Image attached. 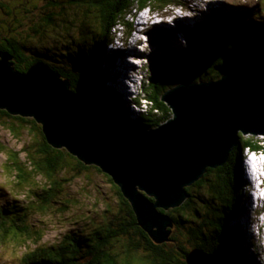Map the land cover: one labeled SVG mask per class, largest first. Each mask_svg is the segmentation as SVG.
Returning a JSON list of instances; mask_svg holds the SVG:
<instances>
[{
    "label": "trees",
    "instance_id": "trees-1",
    "mask_svg": "<svg viewBox=\"0 0 264 264\" xmlns=\"http://www.w3.org/2000/svg\"><path fill=\"white\" fill-rule=\"evenodd\" d=\"M6 1L0 2L2 12H5ZM64 1L62 4L49 1L48 6L52 3L58 8V5L69 4L79 10L88 6L95 11L99 31L93 33V46L89 54L82 56L81 53L80 56L84 61H91L89 68L85 66L79 69L72 64V70H65L63 66L55 65L56 61L51 57L53 51L57 49L60 53L66 52L72 46L68 37L75 36L63 33L61 25L68 23L70 18L59 8H52L51 15L47 12L40 14L38 21L31 26L28 36L22 31L17 33L11 29H8L7 36L0 34V54L7 55L13 68L22 75L27 74L34 65L42 63L59 74L63 80H68L73 92L89 90L96 101L109 112L127 115L129 112L119 92L107 87V82L115 81L112 73L114 68L108 67L106 75L101 60L104 58L107 44L113 39L111 30L116 24L121 23L130 31L131 23L125 20L126 16L144 8L159 9L160 13L165 12L167 15L172 3L176 6L181 3L180 7L187 9L186 3L183 0ZM224 1L226 9L214 10L211 17L204 16L195 37L190 35L189 31L196 25L192 28L180 27L187 38L182 47L174 48L170 45L168 39L171 35L166 33L165 35L163 31L155 28L150 29L153 40L164 34L163 41L167 43H163L166 53L154 56L155 62L148 69L149 80L141 87L144 96L151 102V111L146 115H140L138 119L150 125L141 130L157 128L170 119L163 118L152 124L148 120L153 112L165 111L166 115L171 116L170 109L161 102V98L173 88L217 81L225 73L264 74V0H253L252 5L246 4L249 0ZM39 3H33L35 4L33 11H37ZM8 16H12V13H5L3 17ZM3 23V19H0V24ZM48 26H60L59 34L62 35V41L55 42L56 40L44 36L46 33L44 29ZM18 30L23 29L19 26ZM51 32L55 33L56 28ZM36 41L52 44L55 42V46L38 47L35 45ZM66 56L73 61L72 55L68 52ZM51 60L54 64H50ZM84 70L87 72L86 76L83 75ZM135 102L139 103V99L137 98ZM141 121L134 125L141 124ZM0 125L16 139L21 137L22 132L30 136L29 142L25 143L26 148L21 151L25 154L24 161L20 158L21 152L7 149L1 143L0 154L5 155V166L8 170L11 169L23 190L30 192L31 198L43 202L38 209L54 203L57 196L64 191L63 187L71 183L70 179L73 176L88 173L90 170L101 172L95 167L76 162L75 158L63 150H55L48 146L41 126L33 119L13 117L0 110ZM31 141L33 154L29 151ZM246 147L261 149L254 138L239 135L237 146L230 152L225 167L208 170L202 180L187 188L188 198L179 208L161 211L173 221V230L180 235L185 231L189 250L176 240L173 233L170 241L162 245L155 244L138 226L130 203L108 178L116 190L121 217L117 218L114 224L108 223L104 228L84 236L65 235L62 238L64 241L62 240L56 247L40 248L26 254L22 264H186L182 251L189 252L194 248L212 253L220 258L222 264H258L257 256L251 252L244 236V226L240 222L234 227L231 226L242 211L246 210L243 190L247 181L242 169ZM66 159H73L76 162L72 169ZM67 173L69 179H66ZM211 175L214 176L213 180L210 178ZM38 178L44 182L41 187L37 186ZM197 203H201L203 209H200ZM26 212L28 211L23 209L13 211L0 206V233L5 236L12 235L16 240L29 239L33 234V227L29 224V215ZM9 222L12 225H9ZM116 242L123 243L120 254L113 250ZM170 243L174 244L171 246Z\"/></svg>",
    "mask_w": 264,
    "mask_h": 264
},
{
    "label": "water",
    "instance_id": "water-1",
    "mask_svg": "<svg viewBox=\"0 0 264 264\" xmlns=\"http://www.w3.org/2000/svg\"><path fill=\"white\" fill-rule=\"evenodd\" d=\"M161 102L173 119L142 132L89 90L71 92L69 82L41 64L22 75L0 54V110L33 119L52 149H65L110 177L157 245L170 241L174 227L161 211L179 208L187 188L208 170L225 167L239 135L264 137V74L237 72L181 85ZM182 254L186 264H222L199 248Z\"/></svg>",
    "mask_w": 264,
    "mask_h": 264
},
{
    "label": "rangeland",
    "instance_id": "rangeland-1",
    "mask_svg": "<svg viewBox=\"0 0 264 264\" xmlns=\"http://www.w3.org/2000/svg\"><path fill=\"white\" fill-rule=\"evenodd\" d=\"M5 0H0V2H4ZM49 1L51 2H61L64 3V0H14L13 2H9L8 0L5 2V8L4 11H1L0 7V19H3V24H0V34H3V36L8 35V29L15 30V32H20L26 34L28 36L29 31L31 29V26L38 21V18L40 14H43L47 12V14L53 13L52 8H57V6H53L52 3L50 6H48ZM185 0H183L184 2ZM213 0H197L196 2H191L187 5V11L184 12V16L180 15V20L182 23L186 24V22H197V24H200V20L203 15H211L213 14L214 10L217 9H224V6L221 3V0H216L215 2H212ZM228 1V0H227ZM231 1V0H229ZM246 1L247 0H242ZM253 0H249L246 4L252 5ZM40 2V3H39ZM38 5L37 11H33L32 9L35 7V4ZM45 3V4H44ZM211 4V6H210ZM216 4H219L218 7H215ZM8 6V7H7ZM181 6V3L177 7L173 3L168 8V13L173 14V17L170 18H163L162 14L159 12V9L151 10V11H136L134 13H131V16L127 17L132 20H140L141 18L151 16V21L149 22L150 27H147L145 29L146 36L144 38V42L146 43V40H148V37L150 38L149 42L144 45L145 48L149 49V44L153 41L150 37L149 33L152 32L150 29L151 27L157 29L158 31H163L164 34L170 31L171 28H173V23L171 22V19H177L176 14L181 12L179 7ZM58 8L60 11H62L64 14L69 16V21L65 25H61V29L63 33L66 35L73 36V38L68 37V41L72 44L66 52H59V50L56 49L53 51L52 59L56 61L55 65L63 66L65 70H72V64L75 65L77 68L81 69L83 66H85L87 63L90 64L89 61L86 62H79L81 60V53L82 56H87L92 49L93 46V39H94V32L99 31V24L97 23V20L95 18V11L93 8H90L88 6L84 7L83 9H77L76 6H72L69 4H65L63 6H59ZM57 8V9H58ZM209 8V9H208ZM208 9V10H206ZM212 10V12H210ZM11 12L12 16L3 17L5 13ZM264 16V15H263ZM126 19V18H125ZM194 24V23H193ZM81 25V26H80ZM19 26H21V29L18 30ZM53 28H56V32L58 33L55 35V33H52L51 30ZM60 26L57 27H45L44 36L46 38H51L57 41H62V35H60ZM179 28L173 30L169 35H173L174 38L177 36L182 41H187V38L185 37V34H181L178 30ZM43 31V32H44ZM199 31V25H196L193 30L189 31L190 35H193L194 37L197 35ZM118 33H120L119 36L122 35V33H126L128 37H131L130 32L127 30L126 27H119ZM10 34V33H9ZM161 37H155L154 40L156 44L158 45V52L154 56L158 57L159 55H164L165 47L163 43H167L163 41V35ZM57 37V39H56ZM113 37V32H112ZM134 37V35H132ZM53 41V40H51ZM135 42V40H133ZM52 42H39L36 41L35 45L38 47H44L47 45H54ZM134 42L130 46L132 49H139L138 47H134ZM168 42L173 43L172 46L176 48L179 45V41L177 38L174 39H168ZM41 43V44H40ZM31 45V44H30ZM34 46V45H33ZM59 47H61L59 45ZM128 47V45L126 46ZM182 47V46H181ZM186 47V45H185ZM52 49V48H51ZM67 52L72 55L73 61L71 62L70 58L67 59ZM147 53L149 50L146 51ZM176 53L175 51H173ZM152 53V50L150 49V52L148 54ZM126 54V53H125ZM142 55V56H141ZM65 56V57H64ZM139 58H142L145 56L142 53H139L137 55ZM154 56L152 58V64L155 62ZM79 63V64H78ZM50 64H54V62L51 60ZM116 66V65H115ZM121 73V74H120ZM256 74V73H255ZM83 75L86 76L87 72L86 70L83 71ZM122 75V69L121 66L114 67V77L116 78L118 76ZM122 80V79H121ZM121 83H119V86ZM108 87V84H107ZM136 95L137 92H134ZM147 95V94H146ZM139 97L142 96V93L139 92L137 95ZM124 101V99H123ZM150 108V106H149ZM134 112V111H133ZM149 113V112H147ZM137 115V114H135ZM133 116V119H136V116ZM170 118L173 119V116H170L169 114L166 115L165 111L160 112H153L152 116L149 117L152 123H156L161 121L163 118ZM37 124V123H36ZM38 125V124H37ZM145 125H150V123H145ZM40 126V125H39ZM252 137V136H247ZM254 138L255 143L261 147L260 150L264 154V137H252ZM30 140V136H28L26 133L22 132L21 137L19 139L14 138L11 133L6 130L5 128H2L0 125V143L5 146L7 149H10L12 151H15L17 153H20L23 148H26L25 143H28ZM32 142L30 143V153L33 154V148H32ZM251 150H254L250 147H246L244 149V153L247 151V156L249 158L251 155L249 152ZM64 151V150H63ZM22 153V152H21ZM255 155L257 158L256 167L258 169V175L261 176L262 174V168L264 166V155ZM25 154L22 153L20 158L22 161L25 160ZM66 162L70 164V169L73 168L74 164L76 162L74 160L66 159ZM6 163V157L4 154H0V206L5 209H10L13 211L23 209L24 211H28L29 215V224L32 225L33 234L29 239H19L16 240L12 235H3L0 233V264H22V261L26 254L32 253L34 251H37L40 248H46V247H56L58 246L65 235H75V236H84L89 233H92L95 230H100L101 228H104L105 225H108V223H115L117 218L121 217V214L119 212L118 207V197L116 194V190L112 187V185L109 183L108 178L102 174L101 172L90 170L88 173L82 174V175H76L73 176L70 180L71 183L65 185L63 187V192L60 194V196H57V198L54 200L55 202L52 203L49 207H45L42 209H38L43 203L41 200L36 198H31L30 192H25L19 184L15 176L13 175L12 171L8 170V168L5 166ZM244 162L242 161V165L244 167ZM263 165V166H262ZM244 167V176L246 180H251V174L245 170ZM260 169V170H259ZM69 170V168L67 169ZM66 170V171H67ZM231 170V169H230ZM210 178L212 180L214 179V176L211 175ZM66 179H69V174H66ZM245 180V179H244ZM37 186L41 187L43 186V181L38 178L36 180ZM35 187V186H32ZM262 188H264V175L262 179ZM261 188H258V190ZM244 194H245V202L247 204L248 195L245 192L244 187ZM264 192V191H263ZM197 206L200 209L202 208L201 203H197ZM250 206V204H249ZM244 207V206H242ZM256 208V205H254ZM245 208V207H244ZM253 207H248V210L243 211V214H241V217L239 216L238 219H240V223L242 226L245 227L249 223H246L245 220H243L244 216L246 218L249 217V212L252 213ZM263 210L260 209V212ZM254 217V215H253ZM264 219V215L261 216ZM9 225H12L11 222L8 223ZM237 222L233 221V224L231 226H236ZM18 225V223L16 224ZM15 225V226H16ZM246 230V231H245ZM244 236L247 240V243H249V248L253 255L258 256V253L260 251L262 252V256L264 257V249L263 244H261V239L264 240V230L260 232V234L254 230V233L251 236V231L249 230V227L245 228ZM257 232V233H256ZM172 233L176 237V240L181 243L183 246L187 247L189 250V245L187 244L188 237L185 234V231H182L183 234H178L176 230L172 229ZM258 234V235H257ZM261 235V236H260ZM175 242V241H174ZM174 243H170L172 246ZM123 243L116 242L114 244V252L120 254L122 252ZM259 260V259H258ZM261 264H264V260L261 261Z\"/></svg>",
    "mask_w": 264,
    "mask_h": 264
},
{
    "label": "clouds",
    "instance_id": "clouds-1",
    "mask_svg": "<svg viewBox=\"0 0 264 264\" xmlns=\"http://www.w3.org/2000/svg\"><path fill=\"white\" fill-rule=\"evenodd\" d=\"M216 0H213L212 2H215ZM225 2V1H224ZM221 3L223 4V0H221ZM210 6H211V4H210ZM223 6H224V4H223ZM185 9V8H184ZM140 11H144V12H146V11H151V9L150 8H144V9H142V10H140ZM219 11V10H218ZM168 12V11H167ZM210 12H212V10H210ZM134 13V12H133ZM172 13V12H171ZM162 14V16H168L170 13H168L167 15H166V13L164 12V13H161ZM178 14H180V12L178 13ZM178 14H176V16H178ZM181 15H183V14H181ZM208 15V14H207ZM207 15H203L202 16V18L204 17V16H207ZM129 16H131V14H129V15H127L126 16V21H128L129 23H131V28H132V24L136 21V20H132V19H129V18H127V17H129ZM208 16H210V15H208ZM146 18V19H145ZM138 21V20H137ZM139 21H141V22H143V23H145V26H144V29H146L147 27H150V25H149V22L151 21V16H147V17H144V18H141ZM172 23H173V28H171V30L173 31L174 29H175V27L176 26H180V24L182 25V26H191V25H193V23L194 24H196L197 25V23L196 22H192V21H190V22H186V24H184V23H182V21L180 20V17H178L177 19H175L174 21H171ZM199 25V24H198ZM119 27H125L123 24H121V23H118V24H116L115 26H114V28L111 30L112 32H113V39L111 40V42L110 43H108L107 44V46H106V48H105V53H104V58L103 59H101L102 60V64H103V67H104V70H105V72H106V75H107V72H108V67H110L111 66V69H113L114 68V63H115V65L118 67V65H120L122 62L126 65V66H128L129 64L127 63V61H125V59L126 58H128L127 56V54L128 53H126V52H128L127 51V49L126 48H124V43H125V39H123V38H125V36L123 37V38H121V37H119V34H117L118 33V29H119ZM151 29H153V27H151ZM172 31H170V32H168L167 31V33L166 34H169V33H171ZM130 33H131V30L129 31ZM123 34V33H122ZM126 34V33H125ZM165 34V35H166ZM127 35V34H126ZM171 38L172 39H174V41H175V38H174V36L172 35L171 36ZM170 38V39H171ZM120 47H118V46ZM179 45H182L180 42H179ZM117 46V47H116ZM113 49V53H110L111 51H109V50H112ZM159 49H158V45H157V51H158ZM126 53V54H125ZM143 59H146L145 58V56L143 57ZM73 60V59H72ZM151 60V59H150ZM79 62H86V61H84V60H80ZM39 64H41V65H43L42 63H39ZM79 64V63H78ZM151 64H152V60L150 61V63H149V66L148 67H146L145 68V76H146V79H145V81H147L148 82V80H149V72H148V69L150 68V66H151ZM37 65V64H36ZM89 65H91V63L89 64V63H87L85 66L87 67V68H89L88 66ZM35 66V65H34ZM33 66V67H34ZM43 66H45V65H43ZM85 66H83V67H85ZM115 66V67H116ZM32 67V68H33ZM46 67V66H45ZM74 67H76V66H74ZM48 68V67H47ZM48 69H50V68H48ZM51 70V69H50ZM53 71V70H52ZM54 72V71H53ZM144 72V71H143ZM55 73V72H54ZM237 73V72H236ZM57 74V73H56ZM225 74H228V73H225ZM224 74V75H225ZM59 75V74H58ZM60 76V75H59ZM126 77L124 76V74L123 75H121V79H122V83H121V85L120 86H114V85H111L109 82H107V84H108V87H110V88H112V89H114V90H116L117 92H119V94L121 95V98H122V100L124 99V105L126 106V108H127V111L129 112L127 115H124L125 116V118L131 123V124H133L134 125V123H137V122H139V121H141V120H138V119H140V115H146L147 114V112H149V111H151L150 109L151 108H149V106L151 107V102L147 99V96H144V94H143V89L142 88H140L143 84H145V81L143 82V81H140V80H138V82H139V84H133V87L134 88H131V87H127L126 85H125V79ZM60 79L62 80V81H64V82H69L68 80H63L61 77H60ZM70 83V82H69ZM142 89V90H141ZM70 90H71V87H70ZM137 92V94L136 95H134L135 93L134 92ZM71 92H73V90H71ZM139 92H141L142 93V96L141 97H139V96H137L138 94H139ZM75 93V92H74ZM139 99V103H136L135 101H136V99ZM134 111V112H133ZM171 111V110H170ZM7 113V112H6ZM112 113V112H111ZM114 113H119V112H114ZM8 114V113H7ZM135 114H137V115H135ZM171 114H172V112H171ZM136 116V119H133V116ZM128 116V117H127ZM13 117H18V116H13ZM129 118V119H128ZM27 119V118H26ZM148 120H150V119H148ZM151 121V120H150ZM164 124H161L159 127H161V126H163ZM134 126H136V127H138V128H140V129H142V128H146L145 126V124L141 121V124H139V125H134ZM159 127H157V128H159ZM157 128H153V129H150V130H154V129H157ZM148 129V128H147ZM42 130V129H41ZM44 136V135H43ZM45 139V138H44ZM46 141V140H45ZM47 143V142H46ZM49 146V145H48ZM61 150H64L67 154H69L68 152H67V150H65V149H61ZM251 158L253 159L254 157H255V155H262L263 153L261 152V151H256V150H251ZM246 153H247V151H246ZM70 155V154H69ZM264 155V154H263ZM71 157H73L72 155H70ZM73 158H75V157H73ZM73 160V159H72ZM75 160H76V162H79L78 161V159H76L75 158ZM243 162H244V160H243ZM81 163V162H80ZM244 164V167H245V163H243ZM96 168V167H95ZM98 169V168H97ZM102 173V172H101ZM103 174V173H102ZM105 175V174H104ZM263 175H264V166H263V168H262V174H261V176H260V179H263ZM107 178H110V177H108L107 175H105ZM111 179V178H110ZM112 181V180H111ZM247 181V180H246ZM113 183V182H112ZM114 184V183H113ZM249 184V183H248ZM115 185V184H114ZM116 186V185H115ZM117 187V186H116ZM250 188H251V190L253 189V187L252 186H249ZM246 188V187H245ZM246 190V189H245ZM248 197V196H247ZM248 199L249 200H247V204H246V210H248V207H249V204H250V200H251V197L249 198L248 197ZM258 203H261L260 205H261V207H259V209L257 208V210H256V212H253L252 211V213L251 212H249V217L248 218H246V216H244V218H243V220H246V219H252L253 221H254V224L255 225H252V224H249V225H245V227H244V229L245 228H247V227H249V230H250V228L252 229V231H251V233H250V235L249 236H251L252 237V235H253V233H254V230H256L259 234H260V232L262 231V230H264V219L261 217V216H263L264 215V195H263V197L261 198V200H260V202H258ZM263 208V210L260 212V209H262ZM165 212V211H164ZM243 212V211H242ZM27 213V212H26ZM241 214H243V213H241ZM253 215H254V217H253ZM240 217H241V215H240ZM243 217V216H242ZM241 217V218H242ZM236 222H240V219H237V220H235ZM247 223V222H246ZM173 229H174V227H173ZM256 232V233H257ZM258 235V234H257ZM261 236V235H260ZM264 243V240H262L261 239V244H263ZM263 249H264V244H263V247H262ZM262 252L263 251H260L259 253H258V256H257V261H258V264H261V261H263L264 260V257L262 256ZM259 259V260H258Z\"/></svg>",
    "mask_w": 264,
    "mask_h": 264
},
{
    "label": "bare ground",
    "instance_id": "bare-ground-1",
    "mask_svg": "<svg viewBox=\"0 0 264 264\" xmlns=\"http://www.w3.org/2000/svg\"><path fill=\"white\" fill-rule=\"evenodd\" d=\"M192 0H185L184 1V3H186V4H190V2H191ZM195 1H197V0H195ZM219 6V4H216V6L215 7H218ZM178 7V6H177ZM220 7V6H219ZM179 9L180 10H182V8L181 7H179ZM224 9H226V7L224 8ZM217 10H220V9H217ZM222 10V9H221ZM184 16V15H183ZM202 21V18H201V20H200V22ZM197 23V22H196ZM196 24H193V25H191V26H182L181 24H180V26H176L175 27V31H176V29L177 28H179L178 30H179V32L181 33V34H183L184 32V30H181L180 29V27H185V28H192V27H194ZM152 30V29H151ZM146 33L147 32H145L144 33V35L146 36ZM175 38H177V40L183 45V43L185 42V41H182L181 39H179L177 36L175 37ZM146 42H147V40H146ZM171 45L173 46L174 44L173 43H171ZM181 45V46H182ZM175 47V46H174ZM177 47H179V46H177ZM150 52V51H149ZM148 52V53H149ZM126 53H130V52H126ZM142 56V55H141ZM124 63H121V69H122V75L124 74V71H125V68L124 67H122V65H123ZM114 67H115V63H114ZM117 67V66H116ZM120 68V67H119ZM113 75H114V69H113ZM121 74V73H120ZM233 74H235V73H233ZM111 76H112V74H111ZM124 76H126V73H125V75ZM113 78H115V81H112V82H110V84L111 85H114V86H119V83H122L123 81L121 80V76H118L117 78H116V76L114 77L113 76ZM150 129H146V130H140V131H142V132H148ZM256 164H257V162H256ZM263 166V165H262ZM254 167V166H253ZM242 169L244 170V167H243V165H242ZM246 171H247V169H245ZM260 170V169H259ZM255 171H256V173H257V175H258V169H257V167L255 166ZM247 172H249V171H247ZM250 173V172H249ZM245 177H247V176H245ZM246 179V178H245ZM250 181H253V182H255L254 184L257 186V188H261V189H259V191L260 192H263L264 191V188H262V179H259V180H256V179H254L253 177H251V180ZM185 203V202H184ZM183 203V204H184ZM170 209H173V208H170ZM169 209V210H170ZM168 211V210H167ZM163 216H167V215H165V214H163ZM233 224V223H232ZM246 231V230H245Z\"/></svg>",
    "mask_w": 264,
    "mask_h": 264
}]
</instances>
